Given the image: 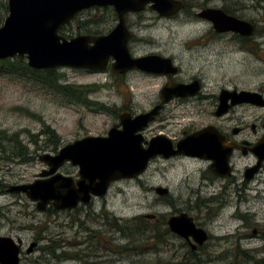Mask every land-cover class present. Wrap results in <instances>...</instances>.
Masks as SVG:
<instances>
[{"label": "rangeland", "instance_id": "1", "mask_svg": "<svg viewBox=\"0 0 264 264\" xmlns=\"http://www.w3.org/2000/svg\"><path fill=\"white\" fill-rule=\"evenodd\" d=\"M5 2L7 0H0V15ZM242 2L248 6L258 5V8L245 10L244 13L252 19L262 17L264 23L263 0ZM80 16L77 20L83 19L82 24L88 23L90 17L96 20L98 27L105 26V13L102 10L85 12ZM154 17V13L148 10L128 18L127 24L132 26V43L137 54L155 49L152 46L155 43L160 44L166 54L170 53L169 50L182 54L178 39L180 35H184L186 30L203 27L199 23H186L184 15L173 20H158L156 23ZM75 24L77 21L72 22V27ZM86 26L81 32L92 28L89 23ZM169 29L175 31L173 43ZM170 44L174 47L168 50ZM183 55L181 63L184 76L194 75L199 70L198 59L197 64H193V58L188 54ZM263 67L264 61L253 60L248 63L245 60L244 64L232 61L220 71L210 72L212 74L208 76L221 81L232 78L231 83L242 85L246 70H249L252 77L250 83L256 84L262 77ZM56 71L61 76L62 84L93 87V91L87 94L92 103L80 104L64 100L61 95L18 73L0 76V131L9 138L13 137V142H8L6 152L0 151V189L2 184L32 181L46 167L38 155L57 151L53 149L54 139L47 133V127L58 138V148L86 135H101L112 124L118 123L117 114L122 110L133 113L149 110L157 102L158 90L162 86V78L151 79L137 72H130L123 77L110 69L89 70L62 66L56 68ZM192 107L184 102L166 105L162 115L170 122L167 126L169 133L178 134L183 126L195 127L202 122L203 116ZM159 124L158 121L152 123L148 130L154 133L160 129ZM14 139L19 143L16 144ZM17 145H21V148ZM246 162L247 159H242L236 164V169L240 170ZM202 167V163L188 159L154 160L138 179L115 180L111 182L105 197L94 199L90 206L72 210H40L24 194L0 191V233L22 239L23 252L19 264H173L187 249L177 238L169 236L170 239L157 250L149 249L146 245L149 246L150 242L142 243L136 233H132L133 230H126L127 235H124L110 227L104 214L117 218L121 223L132 217L152 214L153 217H146L150 226L156 221L166 220L179 210L188 212L198 225L205 227L211 234L205 246L196 251V264H227L238 248L239 254L247 252L257 259L264 258V170L260 178L251 182L246 198H240L235 186H230L223 196H219V186L214 190L212 187L207 191L205 188L200 189ZM59 171L75 176L78 167L65 163ZM235 173L239 175V172ZM152 186L167 187L171 201L151 190ZM212 194H217V199L203 205L204 198L208 199ZM198 203L201 204L199 209L195 207ZM102 204L105 205V211L101 209ZM206 205L213 206L209 214H206ZM237 206L240 211H249L254 215V222L244 232L250 234L251 228L257 227L263 235L261 238L251 236L235 242V237L229 236L242 233V228L238 232L240 218L233 216ZM33 240L37 241V246L27 253L25 250ZM49 242L55 245L59 243L56 253L65 254L55 258L45 253L42 247L48 246L46 244ZM131 247L141 251H132Z\"/></svg>", "mask_w": 264, "mask_h": 264}, {"label": "water", "instance_id": "2", "mask_svg": "<svg viewBox=\"0 0 264 264\" xmlns=\"http://www.w3.org/2000/svg\"><path fill=\"white\" fill-rule=\"evenodd\" d=\"M148 1L128 0L125 3L122 0H7L8 12L0 24V59L14 56L24 58L27 66L36 70L67 66L89 70H105L109 67L115 73H124L131 69L172 73L176 67L169 58L156 54L134 57L128 50L130 32L126 27V13L143 9ZM107 4L114 7L118 16L116 25L109 33H79L68 38L59 33L60 27L81 10ZM150 6L159 14L169 15L177 11L182 2L158 0ZM206 12L208 11L199 14L204 16ZM235 26L236 23L234 28ZM192 85L168 83L161 90V102L150 110L133 117L128 111L119 112L118 125L121 128L115 124L105 136L86 135L62 145L55 153L40 154L38 158L46 168L41 170L39 178L28 183L10 184L7 191L15 194L23 192L36 202L39 209H44L49 203L54 209H72L79 203L88 204L93 195H104L111 182L136 177L146 169L149 160L157 155L169 157L189 154L208 157L204 155L205 147L199 137L201 133L197 132L189 139L180 140L175 148L163 136L152 138L144 146L142 135L136 133L158 114L163 103L174 95L187 94V87ZM234 94L238 97L235 101L253 102L257 99L256 93L248 91L230 93ZM261 144L264 145V140ZM214 159L227 170V156L223 161L218 157ZM262 159L263 156H259L257 164L249 170L256 171ZM64 162L78 166L77 179L57 171ZM156 190L158 194L167 192L162 187ZM152 216L149 214L145 217ZM167 225L171 232L192 241V249L208 239L207 232L197 226L193 216L185 211L169 216ZM19 242V239L15 241L10 236L0 234V264H19ZM33 246L34 243L28 250Z\"/></svg>", "mask_w": 264, "mask_h": 264}, {"label": "flooded vegetation", "instance_id": "3", "mask_svg": "<svg viewBox=\"0 0 264 264\" xmlns=\"http://www.w3.org/2000/svg\"><path fill=\"white\" fill-rule=\"evenodd\" d=\"M122 1L126 3L128 0H122ZM157 1L158 0H149L148 2L145 3L143 9L139 11H128L126 13V27L130 32V36L127 41V47L130 54L134 57H143L147 55L156 54L169 58L171 60V64L176 67V70L172 73L148 72L140 69H131L124 73H115L113 71L112 72L118 74V76H123V77L129 74L130 72H137L140 75L150 77L151 79L162 78V86L158 90L157 102L153 106L161 102V90L166 84L168 83L170 85L172 83L185 84V85L193 84L192 86L187 87L186 89L188 91L187 94L174 95L170 100L163 103V106L159 110L158 114H156L154 118L147 123L146 126H143L141 129L137 130L136 133L142 135L143 137L142 144L144 146H147L148 142L152 138L163 136L168 141L170 140L173 144V147L175 148L177 142H179L182 139H186V138L189 139L191 135L198 132L201 133L199 136L201 140V144L205 147L204 155L208 157H200L189 154H176V155H171L169 157H164L163 155H157L149 160L148 165L151 161L154 160L171 161L174 159L177 160L188 159V160L198 161L202 163L204 166L201 168L200 179L202 184L200 185V189L205 188V190L207 191L209 187H212L214 190L219 186L221 190L219 196L220 195L223 196L225 193L228 192L227 190L229 189L230 186H235V189L239 194L240 198L243 196L244 198H246L247 196L246 191L247 189H249L251 182L253 180H256L257 178H260V176L262 175V171L264 170V145L261 144L262 141L264 140V76H263L264 67L262 68V73H263L262 77L259 78L260 80L256 84L252 82L250 83V81H252V77L249 74V70H246L245 81L244 84L242 85L237 84V82L231 83L233 82L232 78H230V80H228L229 79L228 78V79H223V81H221L215 77H211L208 75H211L212 73L210 72H214V70L220 71L221 68H223L225 65L230 64L232 61L233 62L237 61L240 64L241 63L244 64L245 60L248 63L253 60L259 62L264 61V23H262L263 19L262 17H260L259 19H252L244 13L245 10L247 11L252 8L255 9L258 8V5L248 6L244 4L242 0H179L182 2V6L177 11L169 15H162L159 14V12L156 9L150 6L153 3H157ZM93 10H97V11L102 10L105 13V22H106L105 26L103 28L98 27V25L96 24V20L91 19L89 17L88 23L92 28L84 32H81V29L86 28L87 27L86 24L88 23L82 24L83 19L81 20L80 19L77 20V19L81 17L80 14L82 15L85 12H90ZM148 10H151L154 13L155 23L158 20H173L175 17H179V15H184V20L186 21V23L192 25L199 23L203 25V27L195 30H186L184 35H180V38L178 39L180 40V47L182 48V54H178L172 50H169V47H174L173 44L168 45V50L170 51V53L166 54L165 49L161 48L160 44L158 43L152 45L153 47L155 46V49L137 54L135 53L136 49L132 43L134 37L132 26H129L127 24V21L130 16L143 14L144 11H148ZM203 11H208L206 12L207 16L206 15L201 16L199 14ZM214 11H219V12L215 13ZM75 21H77V24H75L76 28L74 26L73 28L72 22L74 23ZM117 21H118V16L112 5L110 4L102 5V6L94 5L78 12L77 15L72 20H70L65 25L61 26L59 31L62 28V30L65 31V34L62 35H64L67 38L75 36L79 33L91 34V35L107 34L116 25ZM235 23L236 26L234 28ZM69 27L72 28L69 29ZM75 29L77 30L75 31ZM169 31L171 32L169 36L171 37V41L173 43L174 39L172 37H175L174 34L175 31L171 29H169ZM195 52L197 53V55L195 54ZM183 54H188L189 57L193 58L194 59L192 62L193 64H197L196 60L198 59L199 68L197 67V69L199 70L194 75L184 76V72H182L183 66L181 63L183 62L182 59L184 58ZM111 61L112 59H110V62ZM106 69H110V68L108 67ZM241 91L256 93L257 94L256 101L253 102L235 101L238 100L236 94L230 95L231 92L240 93ZM173 102H184L186 104H189L190 106H193L192 108H194V110L198 112V114L203 116L204 119L202 120L201 123H199L198 126L195 127H193L192 125L183 126L181 130L178 132V134L169 133L167 131L168 129L167 126L170 122L167 120L168 118L167 119L164 118L162 112L166 107V105H169ZM122 111H128L131 114V117H133L136 114L148 110L141 111L138 113H133L130 110H122ZM157 121L160 123L158 125L160 129L155 131L154 133H151V131L148 130V127L152 123ZM115 124H117V126L121 128V125H118L119 118H118V123H114L110 127H112ZM108 130L106 133H103L101 135L103 136L107 135ZM213 156L214 158L218 157L222 161L226 160V156H227L226 171L223 169V164L220 165L217 164ZM259 156H263V159L257 170L252 172L251 170H249V168L257 164ZM242 159H247V162L241 167L240 170H237L236 164L239 163ZM65 163H70V162H64L62 165H64ZM62 165H60L59 168ZM211 165H213L212 168ZM59 168L57 169V171H59ZM235 172H239V175H236ZM39 173L33 180L39 178ZM142 173H140L139 175H141ZM62 174L72 176L74 179L78 178V172L75 176L65 173ZM139 175H137L134 178L138 179ZM22 183H28V182H22ZM8 185L2 184L3 187L0 189V191L1 192L6 191L7 193H10L7 191ZM158 187H162L166 189L167 192H165L164 194H158L156 190ZM150 189L154 190L158 195L166 196L165 197L166 200L171 201L172 197L169 195V190L167 187L152 186ZM17 194H24V193L23 192L16 193L15 195ZM106 194L107 192L102 196L93 195L88 204L79 203L76 207L72 209L75 208L77 209L78 207H82V206H90L94 199L98 197H105ZM217 196H218L217 194L214 195L212 194L210 195L209 198L207 197L208 199L204 198L203 205L206 202L212 203L213 200L217 199L216 198ZM25 197L27 196L25 195ZM239 201H241V199H239ZM35 206H36V202H35ZM46 208L53 210H72V209H54L50 205V203L47 204V206L44 209ZM212 208L213 206L206 205L205 206V209L207 210L206 214H209L213 210ZM44 209H40V210H44ZM101 209H104L105 211L104 204L101 205ZM239 209L240 207L237 206V209L234 212L233 216L236 215L240 218L241 224L238 226V232L242 228L241 229L242 233L230 234L229 236H234L235 238L233 240L235 242H241L242 239H247L248 237L251 236H257L261 238L263 235L261 234V231L257 227L251 228L250 234L244 232L247 231V229L252 225L251 222H254V218H253L254 215L251 214L249 211L242 212ZM180 212L182 211L176 210V214ZM167 219H166V225H167ZM195 223L197 226L202 227L198 225L196 221ZM202 228L207 232L209 239L211 237V234L206 230L205 227ZM1 235L10 236L13 238V236L8 234H1ZM170 235L174 238H177L182 243L183 247L186 246L195 252L200 248H203L205 246V243L207 242L205 241L202 245H196V247L192 249L191 247L192 241L190 242L188 239H185L173 232H171ZM13 239L15 241H17L18 239L20 240L19 242L20 245L19 255H20L23 252L22 250L23 241L19 237H15ZM32 243H34V246L30 250H28L29 246ZM35 246H37V241L33 240L29 243L25 251L27 253H30L31 251H33ZM185 254H186V249L183 255Z\"/></svg>", "mask_w": 264, "mask_h": 264}, {"label": "trees", "instance_id": "4", "mask_svg": "<svg viewBox=\"0 0 264 264\" xmlns=\"http://www.w3.org/2000/svg\"><path fill=\"white\" fill-rule=\"evenodd\" d=\"M8 12L7 2L4 3L3 13L0 15V23L3 22ZM84 26V25H83ZM61 34H65V31H59ZM11 73H18L21 77H26L30 81L34 83H38L43 88H46L49 91H53L56 94L61 95L64 100L69 102H76L80 104H89L92 103L88 98L87 94L93 91V87L75 85V84H62L60 83V74L56 71V68H50L45 70H36L30 68L26 64V60L24 58H19L14 56V58H4L0 59V76L7 75ZM47 133L51 134V137L54 139V150H57L58 146L57 140L58 138L50 131L49 128H46ZM6 140V143H5ZM12 140V141H11ZM13 142V137L9 138L6 134L0 131V151L6 152V147L8 146V142ZM14 142L17 144L19 141L14 139ZM15 145V144H14ZM10 146V145H9ZM16 147V145H15ZM18 148H21V145H17ZM197 209L201 207L200 203L195 206ZM105 220L110 227L118 229L123 232L124 235H127L126 230L132 231V233H136L138 239H141V242H150V245L146 247L149 249L157 250L159 246L167 242L171 235L168 226L166 225V220L156 221L153 224L148 226L149 222L146 217L138 216L126 219L124 222H119V220L115 217L105 215ZM146 219V220H145ZM170 236V237H169ZM146 242V243H147ZM48 246L43 245L42 249L47 254H52L55 258H61L65 252L56 253V250L60 247V244L50 243L46 244ZM135 245V244H134ZM132 245V246H134ZM132 251L138 252L141 249H137L136 247L130 248ZM198 254L187 247L186 254L181 256L176 261H173V264H196L197 259L196 256ZM239 256V257H237ZM227 264H264V258H256L255 256L243 252L239 254V248L236 253L232 254L231 260L228 261Z\"/></svg>", "mask_w": 264, "mask_h": 264}]
</instances>
